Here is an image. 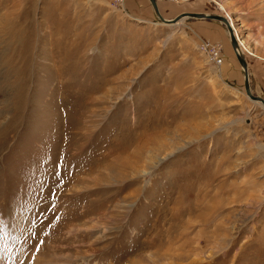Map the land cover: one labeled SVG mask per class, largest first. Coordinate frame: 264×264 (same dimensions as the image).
<instances>
[{
	"label": "rangeland",
	"instance_id": "374dc122",
	"mask_svg": "<svg viewBox=\"0 0 264 264\" xmlns=\"http://www.w3.org/2000/svg\"><path fill=\"white\" fill-rule=\"evenodd\" d=\"M157 1L264 64V0ZM0 264H264V112L223 24L0 0Z\"/></svg>",
	"mask_w": 264,
	"mask_h": 264
},
{
	"label": "water",
	"instance_id": "95a60500",
	"mask_svg": "<svg viewBox=\"0 0 264 264\" xmlns=\"http://www.w3.org/2000/svg\"><path fill=\"white\" fill-rule=\"evenodd\" d=\"M148 2L150 3L157 19L164 25H175V24H178L181 20L186 19V18L198 19V20H212V21H217L223 24L228 33L231 49L235 53L236 60L243 72V83H244L245 95L251 102L259 105L262 111L264 112V99L252 93V90L250 87L247 61L244 55L238 52L239 44H238L237 38L234 35L231 24L226 19V17L219 16V15L204 14V13H182L173 19H164L159 13L157 1L148 0Z\"/></svg>",
	"mask_w": 264,
	"mask_h": 264
},
{
	"label": "crops",
	"instance_id": "0c3cea01",
	"mask_svg": "<svg viewBox=\"0 0 264 264\" xmlns=\"http://www.w3.org/2000/svg\"><path fill=\"white\" fill-rule=\"evenodd\" d=\"M232 68V62L227 59L226 67L222 68L220 75L227 74L229 72L228 76L230 78H232L233 80L235 78L238 79V77L234 74H230L232 73ZM263 68L264 64L261 63L253 64L252 66L248 64L249 80L252 93L264 99V77L261 75V71Z\"/></svg>",
	"mask_w": 264,
	"mask_h": 264
},
{
	"label": "built area",
	"instance_id": "2783aa9c",
	"mask_svg": "<svg viewBox=\"0 0 264 264\" xmlns=\"http://www.w3.org/2000/svg\"><path fill=\"white\" fill-rule=\"evenodd\" d=\"M202 50L206 52L209 57L210 62L221 65L223 63V58L221 55V48L218 45H205Z\"/></svg>",
	"mask_w": 264,
	"mask_h": 264
},
{
	"label": "bare ground",
	"instance_id": "6f19581e",
	"mask_svg": "<svg viewBox=\"0 0 264 264\" xmlns=\"http://www.w3.org/2000/svg\"><path fill=\"white\" fill-rule=\"evenodd\" d=\"M157 1V0H156ZM157 4H158V1H157ZM229 18V19H228ZM226 19L229 21V23L231 24V27H232V29H233V33H234V35L236 36V38H237V41H238V44H239V50H238V52L239 53H241V54H243V45L240 43V39H239V37H238V35H237V32H236V29H235V27H234V25H233V23H232V20H231V17L227 14V17H226Z\"/></svg>",
	"mask_w": 264,
	"mask_h": 264
}]
</instances>
